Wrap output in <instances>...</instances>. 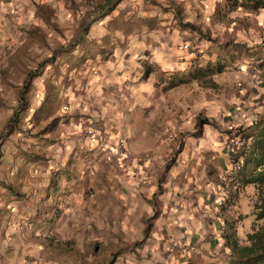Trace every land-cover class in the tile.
<instances>
[{
	"label": "crops",
	"instance_id": "0c3cea01",
	"mask_svg": "<svg viewBox=\"0 0 264 264\" xmlns=\"http://www.w3.org/2000/svg\"><path fill=\"white\" fill-rule=\"evenodd\" d=\"M238 3L0 0V264L226 261L236 133L264 116V9Z\"/></svg>",
	"mask_w": 264,
	"mask_h": 264
},
{
	"label": "trees",
	"instance_id": "16d2710c",
	"mask_svg": "<svg viewBox=\"0 0 264 264\" xmlns=\"http://www.w3.org/2000/svg\"><path fill=\"white\" fill-rule=\"evenodd\" d=\"M237 2L239 8L251 12L264 9V0H234V5ZM236 134L242 141L233 159L236 163L237 158L241 159L237 178L241 186L252 187L255 199L247 205L252 216L248 229L241 228L239 238L234 232L226 235L224 246L229 253L223 264H264V116ZM239 225L242 227L240 222Z\"/></svg>",
	"mask_w": 264,
	"mask_h": 264
},
{
	"label": "built area",
	"instance_id": "2783aa9c",
	"mask_svg": "<svg viewBox=\"0 0 264 264\" xmlns=\"http://www.w3.org/2000/svg\"><path fill=\"white\" fill-rule=\"evenodd\" d=\"M260 72H264V65H261L258 69ZM79 110H83L82 107L79 105L77 106ZM73 105L70 103H65L61 106L62 112H70L73 110ZM78 125L80 129V133L83 136V138L87 141L89 145H91L94 148H99L101 150H105L113 157H119L121 155H124L123 153V146L124 143L121 139L115 140V142L111 143L109 137L107 134H103L99 127L95 124L86 119L84 116H80L78 118ZM239 145V141H231L229 143V149L234 150ZM125 159H128L127 156L124 155ZM239 164L234 163L232 164L229 172L230 174H236L239 171ZM92 195L90 194L89 197ZM218 205H221V202L218 203Z\"/></svg>",
	"mask_w": 264,
	"mask_h": 264
},
{
	"label": "rangeland",
	"instance_id": "374dc122",
	"mask_svg": "<svg viewBox=\"0 0 264 264\" xmlns=\"http://www.w3.org/2000/svg\"><path fill=\"white\" fill-rule=\"evenodd\" d=\"M261 65H264V62H262ZM63 104H65V103L62 102V104L59 107V111L60 112H61V106ZM240 162H241V159L240 158H237V163H240ZM233 175H235V177L237 178V173L236 174H233ZM249 189H250V187H249ZM251 189H252V187H251ZM252 193H254L253 190L250 191L251 199L252 198L255 199V196H252ZM240 200H243L246 205H249V202L247 201L248 199H246V198H240ZM245 214H246V216L243 219L242 227H239L240 233H242V230H240L241 228L244 229V230L248 229L249 224H250L251 219H252V216L249 214V212H246Z\"/></svg>",
	"mask_w": 264,
	"mask_h": 264
}]
</instances>
